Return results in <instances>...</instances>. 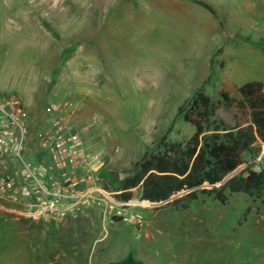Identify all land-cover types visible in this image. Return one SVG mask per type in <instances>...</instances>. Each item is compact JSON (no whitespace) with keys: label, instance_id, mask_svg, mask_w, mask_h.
<instances>
[{"label":"rangeland","instance_id":"374dc122","mask_svg":"<svg viewBox=\"0 0 264 264\" xmlns=\"http://www.w3.org/2000/svg\"><path fill=\"white\" fill-rule=\"evenodd\" d=\"M189 1L205 14L177 16L154 6L129 15L120 0H9L6 12L0 0V25L10 28L0 35V94L21 98L31 155L41 157L37 132L61 119L81 132L90 151L102 153L98 184L116 199L141 200V183L127 188L124 180L138 171L137 162L162 152L163 142L193 135L184 114L197 119L202 111L193 103L197 91L211 99L206 133L251 124L239 87L261 82L264 95V0ZM98 39L105 63L95 55L83 67L90 90L72 94L71 66L82 68L81 46L96 51ZM202 188L195 199L183 190L150 207H129L143 217L141 226L97 204L59 219L21 218L0 199V264H113L129 254L141 264H264V182L252 195L226 188L225 202L211 185Z\"/></svg>","mask_w":264,"mask_h":264},{"label":"built area","instance_id":"2783aa9c","mask_svg":"<svg viewBox=\"0 0 264 264\" xmlns=\"http://www.w3.org/2000/svg\"><path fill=\"white\" fill-rule=\"evenodd\" d=\"M29 134L21 98L0 94V199L6 202L1 205L5 211L32 220L59 219L97 204L106 214L142 225L140 213L128 208L150 207L151 203L145 199H116L113 192L98 184L103 155L87 148L79 130L61 119L39 130L35 136L41 156L38 159L30 153ZM42 153L49 163L42 159ZM263 171L264 141L258 139L257 151L242 159L224 178Z\"/></svg>","mask_w":264,"mask_h":264},{"label":"trees","instance_id":"16d2710c","mask_svg":"<svg viewBox=\"0 0 264 264\" xmlns=\"http://www.w3.org/2000/svg\"><path fill=\"white\" fill-rule=\"evenodd\" d=\"M209 10L206 3L199 2ZM262 83L247 82L239 87V92L248 104L251 115V124L237 126L233 129H214L206 133L204 125L209 121L207 113L210 106V96L202 90L195 93L193 103L200 102L202 111L197 119H190L185 113L184 119L193 124L195 132L185 142H163V151L152 154L137 162L138 171L132 177L124 180L125 187H132L139 183L141 186V199L159 202L169 199L183 190L189 192L185 195L195 199L199 192H205V184L211 185L210 192L216 198L225 202L223 190L228 188L232 192L254 194L264 182V171L252 173L247 176L237 175L219 184L223 178L233 170L242 160L245 152L257 151L253 142L257 137L264 141V95L261 94ZM181 109H178V114ZM165 140V136L162 137ZM249 155V156H250ZM179 197L173 204L181 201ZM113 264H141L129 254L124 259Z\"/></svg>","mask_w":264,"mask_h":264},{"label":"crops","instance_id":"0c3cea01","mask_svg":"<svg viewBox=\"0 0 264 264\" xmlns=\"http://www.w3.org/2000/svg\"><path fill=\"white\" fill-rule=\"evenodd\" d=\"M8 1L9 0H3L4 3L3 2L1 3L3 5L2 8H4L6 12H9L10 11L9 8H11V5H10V3H8ZM154 6H157L160 10H162L166 14H172V15H177V16L184 15L187 10L195 11L196 13L199 12L201 14H205V10L202 7H200L199 5H196L195 3H193L192 1H189V0H120L118 7H120L121 9H124L126 14L133 15V14H135V12L137 13L138 9H146V8H151ZM99 8H100V4H99ZM13 14H15L16 16H19V18L21 20V8L14 9ZM70 14H71V12H70ZM214 27H215V31H216L218 36L223 34L224 31H220L219 26L217 27L216 25H214ZM83 28H84V26H83ZM4 30H6V32H7V31H10V28H7V27L0 25V35L2 32H4ZM86 30H87V32L88 31L89 32L94 31L93 28L90 27L89 25H88ZM214 34H215V32L213 30V35ZM215 38H216V36H215ZM99 41L100 40L98 39V42L96 45V47H97L96 51L95 50H93V51L89 50L85 45L81 46V49L78 52V55L76 58L78 61L80 60L79 62L81 63L80 65L82 66V68H79V67L75 68L74 65H72L70 74L68 75L69 80L71 81V93L72 94L85 95L88 92V90H90L88 87V84L86 87L87 79L85 77V73L83 74V72H85V70L83 71V67L85 69V67H86V65H88V63H93V60L95 59V55H97V64L105 63V51H104V48L102 45L103 43L99 42ZM216 50H217V48H214L212 50V53L209 55L208 61H207L208 65L210 64L211 57H212V55L215 54ZM154 51H155V49L152 46L151 51H150V57L151 58H153ZM147 54H148V50H147ZM145 62H147V59L145 60ZM73 64H74V62H73ZM80 69H81V72H80ZM143 70H145V73H148L147 68H143ZM208 71H209V68L206 70V75H207ZM206 75L204 78H206ZM149 77L150 78L153 77L152 73ZM202 82H203V80H202ZM114 85H115V82H114ZM108 87L110 88V86H108Z\"/></svg>","mask_w":264,"mask_h":264}]
</instances>
